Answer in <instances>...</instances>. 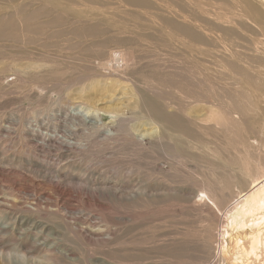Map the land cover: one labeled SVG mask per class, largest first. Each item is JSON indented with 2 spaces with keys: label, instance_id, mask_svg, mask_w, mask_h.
<instances>
[{
  "label": "rangeland",
  "instance_id": "1",
  "mask_svg": "<svg viewBox=\"0 0 264 264\" xmlns=\"http://www.w3.org/2000/svg\"><path fill=\"white\" fill-rule=\"evenodd\" d=\"M145 1L141 7L123 0H0V18L19 10V16L40 10L45 18H134L136 30L148 36L136 34V51L131 57L123 47L116 53L119 60L89 56L80 46L89 40L71 42L70 48L69 42L55 44L47 50L57 60V72L27 80L33 73L16 77L8 55L21 58L44 44L0 39V264H56V259L60 264L217 262L218 232L229 223L223 212L237 186L248 190L250 176L264 169V55L246 50L254 41L264 46V0H239L241 14L257 27L247 25L242 33L236 29L242 40L233 46L235 55L204 43L201 48L163 26L161 18L176 19L180 6L196 9L197 0ZM210 4L234 10L230 0ZM218 34L210 36L212 45L224 39ZM234 65L246 69L244 74ZM102 75L117 80L113 89L118 95L136 93L139 107L124 104L125 114L114 115L103 110L99 125L90 118L74 120L68 106L79 101L71 96L75 87ZM103 87L100 99L94 95L90 105L111 104ZM151 120L158 123L156 131L150 130ZM197 183L209 186L206 202L199 201Z\"/></svg>",
  "mask_w": 264,
  "mask_h": 264
},
{
  "label": "bare ground",
  "instance_id": "2",
  "mask_svg": "<svg viewBox=\"0 0 264 264\" xmlns=\"http://www.w3.org/2000/svg\"><path fill=\"white\" fill-rule=\"evenodd\" d=\"M123 1L129 5L141 6V7H143L146 3L145 0H123ZM210 1L211 0H197L196 1L197 2V8L196 9H192L187 4L182 5V6H180V9H181L180 12L175 13L177 16L176 19L175 18L171 19L169 17H163L160 19L161 23H163V26L169 27L171 29V31L178 33L177 34L178 37H180L184 40L186 39L185 41L189 40L194 45H200V47H201V45L204 43V45H206L208 47L213 46L216 49L218 47L219 48L221 47V49L224 48L223 51L225 53L233 52V54H234L236 50L233 49V46H238L237 45L238 40H242V38L236 34L240 33L239 31H241V33H242V29L246 28L247 25H249L251 27H257L256 22L255 21L250 22L249 20H254V19H251L250 17H246V14H241L242 6H243L242 1L230 0L232 3V8H233V4H234V10L232 11V13L230 11L217 10L218 8L215 7L214 5H211ZM177 4L180 5L182 3L177 1ZM208 6H210V8H208ZM213 6H214V9H213ZM19 12H20V10L18 12H16L15 16L10 15L7 17H1L0 18V39H11L14 42H22V43H26V44L30 43L31 45H36L38 47L41 46V44H44V46H43L44 49H42V50H46V51H42V50L39 51L38 48H37V51L31 50L32 52H28L26 50V52H24V54L21 55V58H16L13 53L8 55L9 61L11 63L15 64V68L12 70L10 69V70L12 71V74H14L16 77H19V78L24 77L23 74L25 72H32L33 73L32 75H30V78H26V76H25L24 79H26V80L27 79L44 78L43 75L52 76L55 72H57L56 69L53 68V65L55 64V62L57 60L53 59L52 53L49 50H47V49L52 48V46H54L55 44H57V46H59L60 43L69 42L68 47L70 48V47H72L71 42H77L80 44L83 41H79V40L85 39V42H86V40H89V43H87L85 45H80V46L86 47V48H84V47L83 48L85 51H87V54L89 56H94V57H98V58L109 56L112 60L113 59L119 60V56L116 53L119 50L123 49V47L129 48L128 49L129 52L126 55L131 56V57L133 55L132 51H136V50H133L135 47H137V44L135 41L136 34L143 35L146 39L148 37L146 35L147 31L142 33L140 31L136 30L138 28V25L134 21L133 17H132L133 19H130V18L125 19L124 18L125 21L120 22L118 20H115L113 18H108V17H105L103 15H100V18H96L94 20V19H86V18H81V17L80 18L79 17H72L69 15L66 16L65 14L55 15V16H52L50 18H45L44 16H48V15H45L40 10H35V11H33L27 15H24V16H19ZM200 12H202V13L205 12L209 16L208 19L205 20L203 18H200L198 15H196V13H200ZM106 19L108 21L110 20V21L114 22L117 26L119 25L120 27H117V26L115 27L111 23L107 22ZM154 19H156V18H154ZM124 26H125V29H123ZM193 27H197L199 29V31L195 32ZM236 29L238 30L237 33H236ZM152 31L149 33H152ZM207 32H211V34H208ZM213 33H215V34L220 33L221 36L224 38L221 40V42H219L218 45H216L218 42L216 44L214 42L213 45L210 43L211 42L210 36H213ZM166 34H167V32H166ZM220 34H218V37L222 38L220 36ZM22 35L23 36L25 35L26 37L20 39V36H22ZM241 35H243V34H241ZM27 36H29V38ZM34 36H39L40 38L36 39ZM216 37L217 36L215 35L214 39L218 40V37L217 38ZM218 41H220V40H218ZM113 44H117V45L119 44V47H116L117 45L114 46ZM240 46H242V44H240ZM191 47H193V46H191ZM214 48H209V49H214ZM247 48H246L247 51L249 50V51L253 52V54H255V55H261V56H262V54L264 55V46L260 45V43H257L256 41L251 42L249 45H247ZM209 49H208V51H209ZM221 49H220V51H222ZM209 52H211V50ZM213 52H215V51H213ZM240 52H242V50ZM193 54H194V52H193ZM193 54H192V57H193ZM228 54H231V53H228ZM236 54H241V53L236 52ZM247 54H248V52H247ZM253 54L251 53L252 56H253ZM147 55H149V54H146V56ZM152 56H155V55H152ZM166 57H167V55H166ZM196 57H198V55ZM196 57H194V58H196ZM218 57H220V56H218ZM223 57H221V59L225 58V57L224 58ZM227 57H229V56H227ZM230 58L231 57H229V59ZM242 58H244V57H242ZM258 58H259V56H258ZM20 59H22V60L25 59V62L16 63V61L19 62ZM199 59H200V57H199ZM237 59L240 60L239 58H237ZM248 59H250V58H248ZM196 60L199 61L198 59H196ZM59 61H61V60H59ZM225 61H226L225 63H227L228 60H225ZM10 62H9V64H10ZM242 62L244 63V60ZM199 63H200L199 66L201 67L202 66L201 62L199 61ZM199 63H197V65ZM5 64H6V66H8L7 63H4V65ZM192 64H193V62H192ZM59 67H60V65H59ZM192 67H195V66H192ZM235 67H234L235 71H236V68H238L240 70L239 67H236V68ZM178 68H179V66H178ZM188 68H190V67H188ZM197 69L198 68H196L194 70L196 71ZM178 70H180V69H178ZM241 70H243V72H244V70H246V69H241ZM167 72L165 71L164 73H167ZM197 72L198 71H196L194 73H197ZM243 72L241 71V73H243ZM188 73H189V71H188ZM194 73L192 72V74L194 76H196ZM205 76H209V75H205ZM200 77H203V76L201 75ZM113 80L109 79L106 76L104 77L102 75V77L101 76H95L90 82H87V83H84L81 85L77 84L78 86L75 85V86H77V87H75L76 90L73 94H71V96H73L74 99H79V101H77V103L75 105L76 107H73L72 105L69 104L68 109L72 113V115H70V117L74 118V120H75V118H77V119L80 118L82 122H86L88 120V119L86 120V118H90L91 124L99 125L102 123V113L101 112L103 110H108V112L111 113L112 115H114L115 113L125 114L126 108H121V107H123L124 104H125V106L128 104L127 105L128 108H130V106H136V109H137L139 107V105H138V97H137L136 93L135 94H128L125 92H121V95H118L119 93H117L113 89V86L115 85L114 84L115 80L114 81ZM58 82L61 84L60 81H58ZM69 82H70V80H69ZM115 82H117V80ZM133 83H135V82H133ZM62 85H65V84H62ZM103 85H104V87L102 88V90L105 91L106 95H110L111 100L113 99V101H109L108 103L109 104L111 103L114 106L116 105V109L111 104L107 106L108 108L107 107L106 108H98L96 106L90 105V103L95 102L96 98L100 95L98 93V90ZM149 87H152V86L149 85ZM158 92H160V91H158ZM94 95H95V97L96 96L97 97L95 98ZM138 96H140V95H138ZM98 98L100 99V97H98ZM96 103H98V102H96ZM68 109H67L66 115H69ZM79 109H83L81 111L83 113L84 112H87V113L83 114L82 112L78 111ZM194 109H196V108L194 107ZM199 109H200V107H199ZM119 116H121L122 118H125V115H119ZM209 118L211 119V117H209ZM178 120H179V118H178ZM186 120H188V119H186ZM190 120H191V118H190ZM149 123H150L149 125L151 126V129H150L151 131H156L158 129L157 121L151 120V121H149ZM76 124L80 125V123H77V122H76ZM80 126H78L75 129H79ZM181 127H183V126H181ZM64 137H65V135H64ZM140 139H142V138H140ZM200 141H202V140H200ZM74 142H75V140H74ZM67 143L69 145L74 144L70 141H68ZM78 143H80V141H78ZM76 144L77 143H75V145ZM79 146H81V144ZM208 148L210 151L213 150V148L211 146H208ZM177 169H178V167H177ZM177 169H175L176 172H177ZM179 169H180V167H179ZM176 172H175V175H176ZM194 175H195V173H194ZM180 176H181V174H180ZM250 177H251V179H250L249 184H248L249 185L248 190H246V189L242 188V186L238 185L237 189H236L237 191L235 192V195L232 197L231 202L228 205L229 209L226 212L225 211L223 212V215L226 216L227 221L229 223L226 224L227 228L225 230H220L218 232L219 233L218 236H220L218 238L221 239V242H220V246L215 247L217 245V243L214 246L215 248H217V250L215 251L217 254V255L215 254L217 256V258H216L217 262H215L214 264H264V169L260 173L256 172L255 175L253 173V175H251ZM224 181H226V180H224ZM224 181L222 182L223 184H224ZM16 184H17V182H16ZM197 184L200 185V183H197ZM18 185H20V184H18ZM234 186H236V183ZM199 187H200V191H198L199 192V196H198L199 201L200 202H206L209 198H211V196H210L211 194L209 192L210 191L209 186L207 187L205 185H200ZM185 188H187V187H185ZM190 188H192V187H190ZM193 190H194V188H193ZM191 191H192V189H191ZM196 191H197V189H196ZM180 192H181V190H180ZM182 194L184 195L183 192H182ZM212 194H213V192H212ZM195 195H197V194H195ZM185 197H186V194H185ZM192 198H193V196H192ZM216 198H217V196H216ZM187 199H188V196H187ZM15 202H16V200H15ZM213 206L216 207L215 205H213ZM218 208L220 209V207H218ZM216 209H217V207H216ZM222 228H223V226H222ZM232 232H234V233H232ZM212 233H215V232H212ZM186 234L188 235V233H186ZM214 238H216V237H214ZM229 238H230V241H228ZM220 247L223 248V251ZM229 249L233 250L234 256L232 257V263H228V257H229V252H230ZM56 260H54L53 263L60 264V263H58L59 260L58 259H56Z\"/></svg>",
  "mask_w": 264,
  "mask_h": 264
}]
</instances>
